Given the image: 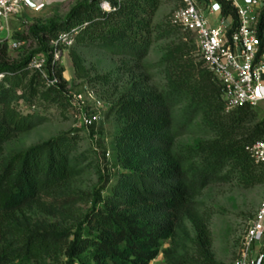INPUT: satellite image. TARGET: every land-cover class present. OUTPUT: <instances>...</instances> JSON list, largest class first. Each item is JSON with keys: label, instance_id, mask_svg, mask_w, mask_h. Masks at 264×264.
Returning <instances> with one entry per match:
<instances>
[{"label": "trees", "instance_id": "1", "mask_svg": "<svg viewBox=\"0 0 264 264\" xmlns=\"http://www.w3.org/2000/svg\"><path fill=\"white\" fill-rule=\"evenodd\" d=\"M103 1L113 11L97 6ZM215 1L224 16H235L225 0ZM161 5L162 0H92L75 7L65 22H50L35 33L55 42L77 28L79 46L104 45L112 54L143 60L154 43L157 28L152 25ZM165 29L167 37L187 33L171 23ZM7 49V43L0 48V264H61L63 259L65 264H151L162 242L175 236L195 197L211 184L234 179L246 187L264 183V166L248 151L263 140L264 123L250 128L249 107L227 113L218 80L195 64L189 43L181 42L167 46L158 63L167 78L164 90L130 94L117 104L119 130L114 141L122 169L103 178L87 212L70 210L77 228L17 225V213L46 197L66 195L68 204L85 203L87 197L75 191L81 175L75 163V136L5 155L7 145L40 125L35 116L22 114L18 103L26 97L30 103L57 102L64 88V71L52 66L53 49H45L52 51L46 70L49 79L54 71L61 84L43 93L35 81H45L32 71L31 60L11 64ZM71 59L77 75L85 77L81 56L72 51ZM196 121L209 138L177 146ZM201 233L200 256L213 263L210 240ZM173 254L166 252L169 260Z\"/></svg>", "mask_w": 264, "mask_h": 264}, {"label": "rangeland", "instance_id": "2", "mask_svg": "<svg viewBox=\"0 0 264 264\" xmlns=\"http://www.w3.org/2000/svg\"><path fill=\"white\" fill-rule=\"evenodd\" d=\"M91 1L57 0L56 3L37 10L25 9L21 16L9 22L8 30L2 31L0 35V48L7 43L8 60L11 64H19L26 59L31 62L32 59L36 62L45 60L42 64L47 79L42 75L45 83L35 81L36 88L41 93L53 86L48 83L46 70L48 56L52 51L45 52L46 48L53 49L52 66L56 70L64 71V88L61 89L63 95L60 100L47 103L35 99L30 103L29 97H26L18 103V110L26 116H35L40 125L30 134L7 145L5 155L9 156L13 152L46 144L61 137L75 136L78 141L74 152L75 163L78 164L77 170L81 174L77 179L75 191L84 193L87 197L85 203L73 204H68L66 195L58 198L46 197L39 204L17 213L15 223L23 228H77L76 218H72L70 210L77 208L87 212L92 207L91 196L101 186L103 178L122 169L114 141L119 130L116 106L130 94L157 93L166 88V74L158 67V63L167 46L188 42L191 59L205 69L193 34L180 32L167 37L166 29L164 31L178 7L179 0H162L152 25L153 29L157 28V32L153 33L154 43L143 60L112 54L104 45L79 46L76 44L77 33L73 36L71 46L56 44L59 38L55 42L49 41L44 34L35 33L38 28L50 22H65L75 7ZM36 3H39V0ZM97 6L104 12L113 11L107 1ZM73 30L78 32L77 28ZM15 43L18 44L16 49L12 47ZM72 51H76L83 59L87 70L85 77L77 75L71 59ZM31 69L36 71L32 67ZM33 76L34 73L29 77V84ZM60 84L59 80L57 85ZM55 98L53 96L52 100ZM32 106L36 109L33 110ZM232 111L234 110L227 113ZM251 113L250 128L264 123V105L252 109ZM94 114L101 116L100 121L93 127H85L84 119ZM208 138L200 121H196L177 140V146H193ZM263 201L264 183L246 187L234 179L227 183L211 184L195 197L193 206L179 220L175 236L162 242L159 255L151 264H234L239 257L245 234ZM203 231L210 240L213 263H207L199 253ZM170 250L174 254L169 260L166 252ZM66 261L63 259L61 264Z\"/></svg>", "mask_w": 264, "mask_h": 264}, {"label": "built area", "instance_id": "3", "mask_svg": "<svg viewBox=\"0 0 264 264\" xmlns=\"http://www.w3.org/2000/svg\"><path fill=\"white\" fill-rule=\"evenodd\" d=\"M37 10L38 0H29ZM235 16H224L215 0H179L170 23L193 34L204 67L218 80L227 111L258 108L264 105V0H225ZM25 9L26 0H0V32L7 31L9 22L17 19ZM77 30L60 35L56 44L71 46ZM0 40V46H1ZM18 48V44H13ZM45 60L32 59L31 67L43 75ZM49 85L59 79L52 71ZM101 106V104L99 103ZM101 119L99 114L84 119L85 127H93ZM248 151L256 164L264 166V138ZM234 264H264V201L248 228L238 259Z\"/></svg>", "mask_w": 264, "mask_h": 264}, {"label": "crops", "instance_id": "4", "mask_svg": "<svg viewBox=\"0 0 264 264\" xmlns=\"http://www.w3.org/2000/svg\"><path fill=\"white\" fill-rule=\"evenodd\" d=\"M56 2H57V0H39V3H36V5L39 6V8H41V7H45L48 4H52V3H56ZM27 10H29V9H27ZM1 34H2V32H0V35Z\"/></svg>", "mask_w": 264, "mask_h": 264}, {"label": "water", "instance_id": "5", "mask_svg": "<svg viewBox=\"0 0 264 264\" xmlns=\"http://www.w3.org/2000/svg\"><path fill=\"white\" fill-rule=\"evenodd\" d=\"M26 2H27L31 7H34V4L31 3L29 0H26Z\"/></svg>", "mask_w": 264, "mask_h": 264}]
</instances>
